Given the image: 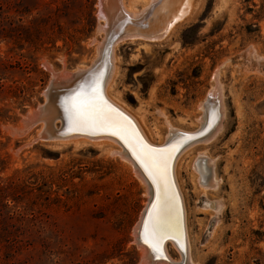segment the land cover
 <instances>
[{
  "label": "rangeland",
  "instance_id": "1",
  "mask_svg": "<svg viewBox=\"0 0 264 264\" xmlns=\"http://www.w3.org/2000/svg\"><path fill=\"white\" fill-rule=\"evenodd\" d=\"M194 5L168 38L118 44L112 92L158 140L164 115L196 129L221 66V131L188 146L177 170L191 256L264 264V0ZM98 10L99 0H0V264H147L133 229L148 195L130 164L104 146L36 139L39 124L11 132L45 103L53 72L90 65L104 37ZM202 150L213 158L206 184L190 165ZM215 176L218 186L203 192ZM167 254L181 260L175 246Z\"/></svg>",
  "mask_w": 264,
  "mask_h": 264
},
{
  "label": "bare ground",
  "instance_id": "2",
  "mask_svg": "<svg viewBox=\"0 0 264 264\" xmlns=\"http://www.w3.org/2000/svg\"><path fill=\"white\" fill-rule=\"evenodd\" d=\"M135 1L136 0H99L100 13H98V17L99 20H102V22L98 23V31L103 32L104 37L101 41L97 40L95 44V56L90 62V65L80 67L73 73L65 72L63 70L61 73L57 74L53 72V80L50 82L49 86L53 85L57 89L60 86L66 87L59 92V94H57V92L53 89H51L48 93L45 91V103L39 105L42 107L41 111L37 112L35 110L36 108H32L29 110L28 114L32 116L35 112H37V123L39 124V128L36 131V139H40L41 137H50L48 139L55 140L59 143L72 142L75 145L80 143H92L104 146L108 149L109 155L119 157V159H122L130 164V168L134 171V174L139 178L141 183L144 184L147 191L146 195H148L147 202L145 203V207L140 215V219L133 229L135 241L141 250L142 262L147 264H199L196 262L197 260L194 261L191 256V238L189 237L185 222V206L180 188L181 183L178 181L177 170L181 160L183 159V155L193 148L190 147L182 155V152L188 146L198 141H210L213 135L215 136L217 132L221 131L223 126L221 124V118L224 116V107H222L219 101V97H222L223 90L222 84L219 80L221 66H218L213 72V83L211 84V89L207 94L206 99L197 106L202 114L195 117L197 123L196 129L193 128L184 130L183 128L176 126L166 115H164V112V114L160 112V114L164 115L163 118L166 126V132L163 137H159L158 140H154L152 138L153 136L147 132L144 127L145 122L143 114L138 112L139 110L131 111L132 109H130V107L119 97V95L112 92L113 89L111 87L112 84H114L113 81L118 72V56L116 55L115 50L119 43L126 40V37H129V41L141 40L145 42L160 41L168 38L185 17L191 16L196 5H194L195 0H170V3H166V0H161L159 1L160 3L158 0H146L141 8H136L134 7ZM156 2L159 4L153 8L152 6ZM151 10H155V12H153L154 14H152V12L149 13ZM116 30H120L122 32L120 37L112 41L110 45H107L105 40L108 37L109 41L112 40L110 34ZM95 40L96 39L94 38L93 41ZM105 55H108L107 61H109L110 66L106 68V75L103 79V95L109 102L120 109L122 113L128 116L129 120H127L135 127L138 135L146 143L161 146L173 138L178 137L180 139L179 136L183 133L196 134L197 132H200L206 124L208 125L209 122L212 123L210 126L213 125V127L208 130L206 134L193 140L185 146L175 159L173 176L183 209V223L182 221L180 222L179 211L176 209V203L174 201V191L167 180V176L165 182H157L153 179L149 172L146 171L144 165L141 163V160L137 158V154L133 148L134 146H138L140 141L137 139V135L134 134L129 125L126 135L128 136V139L132 141V144L126 143V141L121 139L120 136L118 137L120 139L119 140L110 135L90 133L91 130H100V127L76 128L70 120L69 113L66 110L65 101L70 96L79 92L76 91V86L84 81V79L80 81L75 79L83 77L84 73L91 70L93 66H96L94 68L95 70L98 69L97 66H99L101 58ZM66 93H70L68 97H66ZM25 118L26 116L23 115L19 124L20 126H17L19 129H12V133H19L21 135L28 132L32 128V126L28 128L25 126ZM59 121L61 123V127H57L58 125L56 126ZM59 128H62L60 130L63 131V133L61 132V134H56L55 131ZM106 129L108 128H104V130ZM172 143L170 146H167V148L161 149L167 150L170 153V157L174 147L172 145L177 144L175 142L174 144ZM125 147H127L128 150ZM130 153L134 155L135 160L130 156ZM197 154L198 155L192 158L190 165L197 173H199L198 175L196 173L193 174L195 180H198L199 184H206L211 178V166H209L208 163H213V158L207 159V156L203 157L206 155L205 150L199 151ZM147 176L151 179L149 180ZM218 180L219 179L216 176L213 177L209 188L200 186L202 191L206 192L208 189H215L218 186ZM154 195L155 201L152 203L147 216L143 219L147 212L148 205ZM156 205L163 206L161 208L162 227L160 229L159 236L162 253L154 251L149 244L144 242L143 239L144 224L149 221L150 214L156 211L154 208ZM219 208H221V202L217 200L216 209L219 210ZM188 245L190 256H188ZM173 246H175L181 254L180 261L172 260L167 254L169 247ZM184 246L185 252L183 250ZM162 255H164V257Z\"/></svg>",
  "mask_w": 264,
  "mask_h": 264
},
{
  "label": "snow or ice",
  "instance_id": "3",
  "mask_svg": "<svg viewBox=\"0 0 264 264\" xmlns=\"http://www.w3.org/2000/svg\"><path fill=\"white\" fill-rule=\"evenodd\" d=\"M65 105L74 127L108 128L112 130L113 135H119L126 143L132 144L126 135L130 121H127V117L112 108L104 99L99 80L93 86L87 89L82 88L70 96L65 101ZM133 150L154 180L157 182L166 181L167 161L170 159V153L167 150L152 149L142 141L138 146H134ZM162 207V205L154 206L156 211L150 214L149 221L144 224L143 233L144 242L157 253H162L159 239L162 227Z\"/></svg>",
  "mask_w": 264,
  "mask_h": 264
},
{
  "label": "water",
  "instance_id": "4",
  "mask_svg": "<svg viewBox=\"0 0 264 264\" xmlns=\"http://www.w3.org/2000/svg\"><path fill=\"white\" fill-rule=\"evenodd\" d=\"M159 1H161V0H158V2ZM158 2H156L155 4H153V8L154 7H156V6H158V4L160 3H158ZM100 9V8H99ZM98 13H100V10H98ZM98 16V15H97ZM143 29V28H142ZM142 29H140V30H142ZM138 30V29H137ZM121 31L119 30V31H115V32H112L110 35V37H111V39L112 40H110L109 41V37L105 40V42H106V44L108 45H110L111 44V42L112 41H114L115 39H117V38H119L120 37V35H121ZM126 40H129V37H126ZM108 60V55H105L103 58H101V60H100V62H99V66H97L98 67V69H94L96 66H93L92 67V69L91 70H89V71H86L85 73H84V75H83V77H79V78H76L75 80H78V81H80V80H83L84 79V81H83V83H81V84H79V85H77L76 87H77V89H76V91H80L82 88H84V89H87V88H89L90 86H93L95 83H96V81L97 80H99V82H100V89H101V92H102V94H103V79H104V77H105V71H106V68L108 67V66H110V64H109V61H107ZM74 80V81H75ZM66 86H60L58 89L55 87V86H53V85H50L47 89H46V92L48 93V92H50L51 91V89H53V90H55V92H57V94H59V92H61L64 88H65ZM69 94L70 93H66V97H68L69 96ZM103 97H104V95H103ZM104 99L108 102V104L109 105H111L112 106V108H114V109H117L120 113H122L121 111H120V109H118L115 105H113L111 102H109L105 97H104ZM41 106H37L36 107V111L38 112V111H41ZM37 112H35V114L34 115H29L28 114V112H26L25 113V116H26V118H25V122H24V124H25V126L28 128V127H30V126H32V128L35 126V125H37L38 123H37V120H38V117H37ZM123 114V116L124 117H127V119L129 120V118H128V116H126L124 113H122ZM127 120V121H128ZM210 124H212L211 122H209L208 123V125L206 124V126L204 127V128H202V130L200 131V132H197L196 134H191V133H183V134H181L179 137H180V139L177 137V138H173V139H171L170 141H168L167 143H165V144H163V145H161V146H158V145H152V144H148V143H146L139 135H138V132L136 131V129H135V127L130 123L129 124V127L131 128V130L134 132V134H136L137 136V139L141 142H143L144 144H146V145H148L150 148H152V149H159V150H161V149H165V148H167V146H170L171 145V143L172 144H174V142L175 143H177V144H174V145H172V146H174L173 147V151H172V154H171V157H170V159H169V161H168V163H167V180H168V182L170 183V185H171V187H172V189H173V191H174V201H175V203H176V209L179 211V218H180V222L182 221V223H183V209H182V205H181V201H180V196H179V194H178V191H177V188H176V184H175V181H174V176H173V167H174V163H175V159H176V157H177V155L180 153V151L185 147V146H187L190 142H192L193 140H195V139H197V138H200V137H202L204 134H206V132L208 131V130H210L212 127H213V125H211L210 126ZM60 127H61V125H60ZM60 129H62V128H59L58 130H56L55 132H56V134H61V132L63 133V131H61ZM100 130H97V131H95V130H91L90 131V133H95V134H103V135H110V136H114V137H116L117 139H119L118 137H119V135H113L112 134V130H110V129H106V130H104V128H99ZM48 138H50V137H41V139H48ZM120 140V139H119ZM179 141H181V142H179ZM121 142V141H120ZM123 144V143H122ZM126 149H127V147H125ZM128 150V149H127ZM130 156L135 160V158H134V155L133 154H131L130 153ZM148 177V176H147ZM149 178V177H148ZM151 178H149V180H150ZM154 201H155V195L153 196V198H152V200H151V202L149 203V205H148V209H147V212H146V214H145V216H144V218L143 219H145V217L147 216V214H148V212H149V209H150V207H151V205H152V203H154ZM181 226H182V224H181ZM184 249V252H185V246L183 247ZM163 257H164V255H162Z\"/></svg>",
  "mask_w": 264,
  "mask_h": 264
}]
</instances>
